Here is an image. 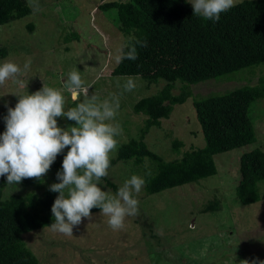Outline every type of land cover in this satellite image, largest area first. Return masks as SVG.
Wrapping results in <instances>:
<instances>
[{
	"label": "rangeland",
	"instance_id": "rangeland-1",
	"mask_svg": "<svg viewBox=\"0 0 264 264\" xmlns=\"http://www.w3.org/2000/svg\"><path fill=\"white\" fill-rule=\"evenodd\" d=\"M127 1L40 0L42 11L34 13L31 9L0 25V63L11 60L23 67L26 61H31V70L22 77L23 87L11 80L0 87V133L6 130L4 117L9 107L15 108L18 95L33 94L44 86L60 89L68 108L83 100L85 92L98 95L101 100L112 94L120 95L123 84L132 78L136 88L120 96L116 122L123 134L118 137V149L131 138L139 137L146 117L142 111L145 99L162 88H169L174 94L189 92L190 96L175 105L159 127L149 129L145 138L147 147L169 161L204 145L193 100L257 83L264 74V64L197 84H185L179 79L168 81L156 73L114 74L118 64L114 58L116 50L129 35H134V30L124 32L117 16L118 7ZM73 70L80 72L84 81L77 100L66 87L68 73ZM117 79L120 88L116 86ZM250 116L256 142L249 148L264 150V98L252 103ZM57 120L65 129L76 126L75 121L64 117ZM174 141L182 142L178 149L174 148ZM69 150L70 146L57 156L55 161H61L59 167L50 168L39 182L31 185L6 182L3 197L11 193H42L52 184L60 183L57 173L62 171ZM240 153L232 150L214 156L217 173L197 183L157 194H148L143 187L137 197L138 214L127 217L122 229H111L108 217L100 210L92 213L91 220L83 218L74 226L71 236L53 231L50 226L31 230L23 235L25 246L40 264H241L245 260L259 264L264 261V180L258 183L259 201L249 205L235 201L233 191ZM146 164L119 160L110 166L105 177L114 187L104 178L99 186L115 194L132 175L145 179ZM212 201H218L219 209L205 210Z\"/></svg>",
	"mask_w": 264,
	"mask_h": 264
},
{
	"label": "trees",
	"instance_id": "trees-1",
	"mask_svg": "<svg viewBox=\"0 0 264 264\" xmlns=\"http://www.w3.org/2000/svg\"><path fill=\"white\" fill-rule=\"evenodd\" d=\"M29 12L26 0H0V25ZM193 12L186 0H128L118 7L117 16L124 32L134 30L136 39L145 46L137 45L138 59H123L113 73H156L168 81L179 79L185 84H197L234 76L236 71L264 64V0H240L221 13L218 22L204 20ZM189 96V92L174 94L169 88H162L146 97L142 106L146 117L139 137L120 146L111 165L119 160L147 163L144 189L148 194H157L215 175L214 156L239 150L235 201L241 205L259 201L258 183L264 180V150L249 148L256 142L250 111L254 101L264 98V74L255 84L193 100L204 145L184 151L178 159L164 160L147 147L146 135ZM181 144V141L173 142L175 149ZM60 162L55 161L51 168H58ZM41 179L26 178L21 182L31 185ZM6 182V176L0 177V264H40L25 246L23 235L51 226L54 222L51 209L59 193L47 189L42 193H11L3 197ZM219 207L218 201H212L205 210L215 211ZM100 210L93 208L92 213Z\"/></svg>",
	"mask_w": 264,
	"mask_h": 264
},
{
	"label": "clouds",
	"instance_id": "clouds-1",
	"mask_svg": "<svg viewBox=\"0 0 264 264\" xmlns=\"http://www.w3.org/2000/svg\"><path fill=\"white\" fill-rule=\"evenodd\" d=\"M186 2L191 3L193 15L214 22L220 20L221 13L236 5V0ZM27 3L34 13L43 10L40 0H27ZM137 45L145 46L134 35H129L116 50L115 61L137 60ZM30 70V60L23 67L11 60L3 61L0 63V87L10 80L23 87L22 77ZM116 86L121 87L119 79ZM66 87L74 92V100L79 99L78 90L84 88L81 73L76 70L68 73ZM122 88L123 92H131L136 83L128 78ZM123 92L103 100L85 92L83 100L66 108L67 98L62 90L44 86L33 94L18 95L15 108H8L4 117L6 130L0 135V177L6 176L7 184H17L26 178L41 179L57 156L70 146L62 171L57 173L61 182L50 186L51 192L59 193L51 209L53 231L73 235L74 226L83 218L92 219L93 208L102 210L101 214L108 217L107 223L113 230L122 229L127 217L138 214L137 197L146 184L143 177L132 175L115 194L99 186L102 178L109 174L112 156L119 146L118 137L123 134L121 125L116 122ZM58 117L75 121L76 126L60 127ZM241 264H249V261Z\"/></svg>",
	"mask_w": 264,
	"mask_h": 264
}]
</instances>
